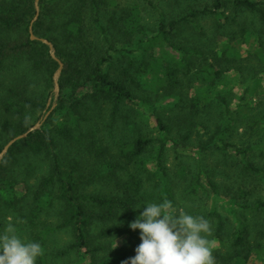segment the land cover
<instances>
[{
	"label": "trees",
	"instance_id": "16d2710c",
	"mask_svg": "<svg viewBox=\"0 0 264 264\" xmlns=\"http://www.w3.org/2000/svg\"><path fill=\"white\" fill-rule=\"evenodd\" d=\"M106 1L38 0L39 15L34 20L37 14V0H0V153L10 140L30 130L35 124L32 120L33 114L42 112L39 119L37 118L42 122L40 127L30 130L26 137L13 142L0 160V203L20 207L30 198L27 201L28 214L37 228L33 232V241L40 243L43 248V254L37 258L36 264H49L48 254L60 257L70 251L82 253L87 264H120L124 256H111L116 249L94 243L93 226L99 223H118L127 218L133 221L142 207V193L152 184L158 186L160 192L157 203L169 201L175 208L173 183L164 162L169 145L181 154L193 152L198 155L218 147L238 158V164L246 173L245 186L247 183L257 186L256 183L264 180V162H259V157L253 158L252 148L242 147L225 139L233 133L236 122L234 114L244 106L240 102L233 108L226 97L221 96L220 100L224 106L222 125L217 126L206 142L201 141L196 150H191L194 148H191L188 142L192 131L183 132V127L174 128L156 112H141L147 118L146 121L151 123L152 119L154 120L155 130L159 133L160 144L152 170L142 167V156L154 141L152 137L139 131L133 140L124 146L107 140L98 124L92 121V117L86 118L84 123L79 119L75 120V124L55 122L59 107L44 116V111L49 109L47 96L35 95V92L32 94L25 80L16 79L15 83L8 86L5 79H2L3 72L7 73L18 62L26 60L29 70L40 72L48 81H53L59 62L52 56L48 44L31 38L32 25L38 38H46L53 44L56 57L63 63L59 86L61 92L67 89L70 91L69 98L72 103L69 102L63 107L69 109L72 115L76 114L80 105L78 90L84 87L91 86L93 97L111 103L114 110L123 102H132L134 98L130 85L135 83V72H130L129 68L123 65L113 74L107 67L109 59L113 58L110 50H115L109 31L118 27V21L116 14H111L107 20L108 26L100 22L98 13ZM229 10L235 15L231 17L229 12L227 13ZM183 11L177 18L168 19L160 15L154 35H148L138 18H132L129 23L131 30L141 37L145 45L142 51L144 55L147 49L155 47L154 43L158 41H162L164 49L169 50L167 57L157 56L153 65L143 60L138 67L140 75L153 73L157 79L160 74L159 81L166 83L165 88H175L180 83L179 73L189 74L198 66L212 79L220 77L222 73L220 68L215 69V66L208 62L211 58L203 57L204 51L198 49L197 44L188 48L178 42L177 38L185 26L188 25L203 35L204 29L199 20L213 17L215 21L224 24L229 20H236L239 13L247 12L257 16L264 28V4L256 0H213L211 5H188ZM89 20L97 24L96 29L88 28ZM242 34L251 36L255 33L244 28ZM173 52H176V55L172 54ZM259 53L264 56L261 50ZM118 55L123 54L118 51ZM212 57L215 59L216 55L213 54ZM20 78L27 79V74L20 75ZM262 119L257 118L252 129H255ZM72 141H77L94 162H102V182L110 187V192L88 193L80 180L87 178L82 169L78 172L79 176L65 170L59 149L62 142ZM117 145L118 148H115ZM21 156L40 157L47 162L48 172L41 175L35 184L19 180L15 171L16 166L20 165ZM94 179L96 180L91 177L88 183L95 182ZM189 180V193L195 195L200 190L210 189L215 200L225 204L226 212L235 219L234 227L228 235L222 211L217 208L213 210L217 219L218 242L212 251L215 263L245 264L251 245L246 214L249 210L264 211V201H258L252 206L222 199L210 172L200 166ZM51 210L57 213L56 221H48L46 218L40 220L42 215ZM64 227L70 228L74 240L63 248L50 250L47 244L49 236ZM111 234V228L105 225L96 235L106 238ZM226 238H230V242ZM259 244L258 242L257 245Z\"/></svg>",
	"mask_w": 264,
	"mask_h": 264
},
{
	"label": "rangeland",
	"instance_id": "374dc122",
	"mask_svg": "<svg viewBox=\"0 0 264 264\" xmlns=\"http://www.w3.org/2000/svg\"><path fill=\"white\" fill-rule=\"evenodd\" d=\"M212 1H106L98 13L100 22L104 26H108L107 20L111 14H116L118 21V27L109 31L115 50H110L113 58L109 59L107 67L113 74H116V70L123 65H126L130 72H135V83L130 85L134 100L121 103L116 110L113 109L111 103L95 99L92 95L93 88L90 86L78 90L80 105L76 114L72 115L69 109L63 107L69 102L72 103L69 98L70 91L67 89L61 92L59 88L56 94L54 75L59 67L54 71L52 82L51 80L48 81L42 73L29 70V63L26 60L18 62L7 73L3 72L1 77L5 79L8 86L15 83L16 79L25 80V84L32 94L35 92V95L47 96L49 109L44 111L45 117L56 107L60 108L55 114V122L75 124V120L79 119L84 123L86 118L92 117V121L98 124L101 133L107 140L124 146L129 144L139 131L148 137H152L154 141L142 156L144 161L142 167H149L152 170H154L155 162L153 160L160 144L159 133L155 130L154 120L152 119L151 123L146 121L147 118L141 112H156L174 128L183 127V132L192 131V137L188 142L189 146L194 148L191 150H196L202 142H206L212 136L217 126L222 125L224 106L220 98L224 96L233 108L239 102L244 104L239 112L234 114L236 122L233 133L225 139L242 147L252 148L253 158L259 157L258 161L263 163L264 146L261 145H264V56L259 53V50L264 52V28L257 16L241 12L236 20H229L224 24L215 21L213 17H206L199 20V24L204 29L203 35L198 34L188 25L181 31L177 38L178 42L188 48L197 44V48L204 51L203 57L211 58L208 62L212 63L215 69L220 68L222 70L220 77L212 79L198 66L189 74L186 72L179 73L180 83L175 88L170 86L165 88L166 83L162 80L159 81L160 74L156 79L153 73L140 75L138 72V67L143 60H147L153 65L157 56L165 55L167 57L169 50L164 49L162 41H158L154 43L155 47L147 49L146 55H144L142 51L145 45L142 43L141 37L136 35L129 26L132 18H138L140 23L145 26L144 29L148 35H154L160 15L168 19L177 18L183 14V10L188 5L203 7L204 5H211ZM256 1L264 4V0ZM227 13L231 17L235 15L231 10ZM87 26L90 29H96L97 24L93 20H89ZM244 28L255 34L243 35L242 30ZM106 46L108 45L106 44ZM118 51H121L123 55L119 56ZM172 54L176 55V52ZM213 54L216 55L215 59L212 57ZM24 74H27V79L20 78V75ZM60 76L61 73L58 82ZM248 86L250 87L246 91ZM55 99H58L57 102L54 101ZM113 112L115 113L113 114ZM41 113L36 112L32 115L35 124L40 122L38 117ZM260 117L263 119L256 125L255 129H252L254 121ZM59 155L67 172L79 176L78 172L82 169L87 178L80 180L88 193L110 192V187L102 182L104 178V171L101 170L100 166L102 162H94L77 141L62 142ZM164 162L173 183V193L176 200L175 209L178 212H187L209 221L212 231L207 238L212 245V251L218 245L216 241L217 219L213 210L217 208L222 211L226 224L225 230L228 235L234 227L235 219L226 212L225 204L215 200L210 189L200 190L195 195L189 193V179L195 174L199 166L210 172L222 199L252 206L258 201H264V180L256 183L257 186H253L251 183H247L245 186L244 175L246 173L243 167L238 164V158L218 147H213L208 152L198 155L193 152L181 154L169 145L166 148ZM15 172L19 180H26L30 184H35L41 175L48 172V165L40 157L21 156L20 165L16 166ZM89 177L96 178V180L94 179L95 182L88 183ZM156 177L158 178V176ZM158 193H160L158 186L154 184L145 188L142 193V207L139 213L146 207L145 203H157ZM28 200L30 198H27ZM27 201L20 207L0 203V231L11 222L15 225L18 235L25 241H33V232L37 228L29 217ZM246 216L249 225L248 239L251 245L250 255L245 264H264V211L249 210ZM43 218L48 221H56L57 213L55 210H51L48 214L42 215L40 220ZM130 222L131 220L127 218L118 223L94 225L92 229L94 243L109 245L116 249L113 253L114 256L111 254L112 258H116L119 254L124 256L123 261L128 260L136 254L135 248L141 243L140 230L131 229L129 227ZM105 225L111 228V236L103 238L96 235ZM73 240L70 228L64 227L53 232L49 236L47 244L49 249L53 250L63 248ZM226 240L230 242V238H226ZM258 242L259 245H257ZM47 258L49 264H87L86 258L77 251H70L65 256L60 257H52L48 254Z\"/></svg>",
	"mask_w": 264,
	"mask_h": 264
},
{
	"label": "clouds",
	"instance_id": "9594fccd",
	"mask_svg": "<svg viewBox=\"0 0 264 264\" xmlns=\"http://www.w3.org/2000/svg\"><path fill=\"white\" fill-rule=\"evenodd\" d=\"M144 205L129 223L131 229L140 230L141 243L122 264H215L208 220L178 212L169 201ZM42 254L41 244L25 241L13 223L0 231V264H36Z\"/></svg>",
	"mask_w": 264,
	"mask_h": 264
},
{
	"label": "water",
	"instance_id": "95a60500",
	"mask_svg": "<svg viewBox=\"0 0 264 264\" xmlns=\"http://www.w3.org/2000/svg\"><path fill=\"white\" fill-rule=\"evenodd\" d=\"M38 15H39V6H38V0H37V14H36V16L34 17V20L38 17ZM34 20H33V21H34ZM30 32H31V38H32V39H40L41 41H43L44 43H46V44L49 45V48H50V51H51L52 56L55 57V58L58 60V62H59V69H58V71H57V72L55 73V75H54V81H55V84H56L55 89H56V94H57L58 91H59V88H60V86H59V82H58V77H59V75H60V73H61V70H62V67H63V63H62V61H61L58 57H56V55H55V53H54V47H53V44H52L49 40H47L46 38H38V37L34 34V32H33V27H32V25L30 26ZM41 123H42L41 121L38 122L37 124H35L34 126H32V127L30 128V130H35L36 128H38V127L40 126ZM30 130H29V131H30ZM29 131L24 132V133H22V134H19V135H17L16 137H14L12 140H10V141L5 145L3 151L0 153V160H1L2 156L4 155V153H5V152L8 150V148L11 146V144H12L13 142H15L16 140L22 138V137H26V136L28 135V132H29Z\"/></svg>",
	"mask_w": 264,
	"mask_h": 264
}]
</instances>
